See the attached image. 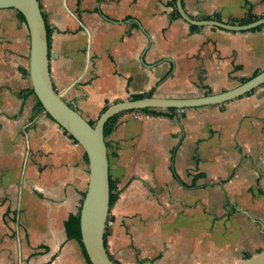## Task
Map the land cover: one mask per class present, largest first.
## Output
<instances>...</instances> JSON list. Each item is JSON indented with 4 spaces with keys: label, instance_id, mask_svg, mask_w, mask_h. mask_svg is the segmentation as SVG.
<instances>
[{
    "label": "crops",
    "instance_id": "1",
    "mask_svg": "<svg viewBox=\"0 0 264 264\" xmlns=\"http://www.w3.org/2000/svg\"><path fill=\"white\" fill-rule=\"evenodd\" d=\"M182 3L198 20L264 17V0ZM40 6L54 86L94 123L133 95L201 96L264 70V24L193 25L172 17V0ZM17 11L0 9V264H88L66 229L87 190L86 152L26 93L30 33ZM251 92L184 115L117 114L108 161L121 191L106 237L116 261L237 264L264 250V84Z\"/></svg>",
    "mask_w": 264,
    "mask_h": 264
},
{
    "label": "water",
    "instance_id": "2",
    "mask_svg": "<svg viewBox=\"0 0 264 264\" xmlns=\"http://www.w3.org/2000/svg\"><path fill=\"white\" fill-rule=\"evenodd\" d=\"M176 4L181 17L193 25L245 30L264 24V17L245 24L226 23L215 19L198 20L186 12L182 0H176ZM1 8H14L24 15L30 33L28 73L34 93L41 101L44 111L66 129L87 153L89 181L80 208V225L82 241L89 258L93 264H121L111 258L105 245V230L110 211V173L104 135L108 120L122 112L148 107L185 110L190 107L222 104L264 84V70L239 85L221 92L182 98L145 96L121 100L109 105L92 125L54 86L50 72L48 30L40 0H0ZM168 60L173 61L170 58ZM237 264H264V250Z\"/></svg>",
    "mask_w": 264,
    "mask_h": 264
},
{
    "label": "trees",
    "instance_id": "3",
    "mask_svg": "<svg viewBox=\"0 0 264 264\" xmlns=\"http://www.w3.org/2000/svg\"><path fill=\"white\" fill-rule=\"evenodd\" d=\"M172 6H173V14H172V17L173 16H177L179 17L180 14L178 13L177 11V6H176V0H172ZM97 11L101 12L100 9H98ZM19 16L25 20V17L24 15L20 12V11H17ZM256 16H252V15H249L246 19L242 20V22H245V23H249V22H252L254 20H256ZM47 25V24H46ZM192 27H196V26H192ZM47 30H48V26H47ZM28 74V71L26 72ZM246 79H243V81H245ZM26 93L28 94H32L34 93V90H33V87L29 88ZM209 93V92H208ZM252 93V92H251ZM249 93V94H251ZM145 96H153V92L150 91L149 93L147 94H137V95H133L131 98L133 99H137V98H142V97H145ZM107 107L104 108V110L106 109ZM175 108H169V109H160V108H151V107H148V108H143V109H139V110H133V111H142L144 113H147V114H152V115H172L170 112L172 110H174ZM36 110L38 111H43L44 110V107L41 103V101L37 98V104H36ZM48 114V113H47ZM49 115V114H48ZM50 116V115H49ZM51 117V116H50ZM118 117V115H115L113 116L112 118H110L108 120V122L106 123L105 125V129H104V135H105V141H106V145H107V152L109 154V151H110V147H109V143L107 141V138L108 136L110 135V133L113 131L114 127H115V124H116V118ZM89 121V120H88ZM92 125H94L95 123L94 122H91L89 121ZM70 136H72L70 134ZM73 137V136H72ZM74 138V137H73ZM86 159L88 161V156H87V153H86ZM117 180L114 179L113 177L110 176V208L114 205V203L116 202V200L118 199L119 197V193H120V189L118 188V185H117ZM66 229H67V233H68V236L72 237V238H75L81 248H82V251L84 253V256L88 262V264H93L89 258V255L87 253V250L85 248V245L82 241V235H81V225H80V211L78 212L77 215H73V216H70V218L68 219L67 223H66ZM106 237H107V230L105 231V245H106V248H107V242H106ZM108 250V249H107ZM109 253V252H108ZM109 255L112 257V255L109 253ZM114 259V258H113Z\"/></svg>",
    "mask_w": 264,
    "mask_h": 264
},
{
    "label": "built area",
    "instance_id": "4",
    "mask_svg": "<svg viewBox=\"0 0 264 264\" xmlns=\"http://www.w3.org/2000/svg\"><path fill=\"white\" fill-rule=\"evenodd\" d=\"M176 111H177L178 113H181V112L184 111V109L177 108ZM141 115H143V113L137 111V112H135L134 117H135V118H139ZM108 224H109V220H108Z\"/></svg>",
    "mask_w": 264,
    "mask_h": 264
},
{
    "label": "rangeland",
    "instance_id": "5",
    "mask_svg": "<svg viewBox=\"0 0 264 264\" xmlns=\"http://www.w3.org/2000/svg\"><path fill=\"white\" fill-rule=\"evenodd\" d=\"M109 212H110V211H109ZM108 219H109V216H108ZM106 230H108V221H107V225H106ZM106 230H105V231H106Z\"/></svg>",
    "mask_w": 264,
    "mask_h": 264
}]
</instances>
